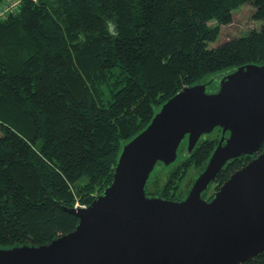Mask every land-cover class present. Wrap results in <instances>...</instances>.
Listing matches in <instances>:
<instances>
[{"label": "trees", "instance_id": "obj_1", "mask_svg": "<svg viewBox=\"0 0 264 264\" xmlns=\"http://www.w3.org/2000/svg\"><path fill=\"white\" fill-rule=\"evenodd\" d=\"M20 1L0 19L2 248L73 231L78 219L69 210L77 201L88 206L112 182L123 145L166 101L264 63V0ZM241 6L253 8L259 28L212 47ZM216 88L213 81L207 90ZM219 137L215 129L180 161L157 164L164 183L151 193L155 175L146 195L184 198L182 180L202 172ZM263 150L264 142L254 156L230 160L215 189ZM241 264H264V251Z\"/></svg>", "mask_w": 264, "mask_h": 264}, {"label": "water", "instance_id": "obj_2", "mask_svg": "<svg viewBox=\"0 0 264 264\" xmlns=\"http://www.w3.org/2000/svg\"><path fill=\"white\" fill-rule=\"evenodd\" d=\"M216 81L217 88L208 91ZM220 130L204 169L179 201L146 195L157 164L190 153ZM264 142V63L237 67L182 88L149 125L123 145L112 182L75 229L40 246L0 247V264H241L264 251V150L202 197L233 159Z\"/></svg>", "mask_w": 264, "mask_h": 264}, {"label": "rangeland", "instance_id": "obj_3", "mask_svg": "<svg viewBox=\"0 0 264 264\" xmlns=\"http://www.w3.org/2000/svg\"><path fill=\"white\" fill-rule=\"evenodd\" d=\"M252 15H253V8L249 6L248 7L241 6L240 8L234 10L233 15H232L233 16L232 22L228 25L220 26L219 36L215 42L211 43V46L215 47L228 40L238 38L239 36L243 35L248 30L258 29L260 26V23L253 20ZM214 24L215 22H211V25H214ZM213 136L214 135H212L211 138ZM186 144H187V139L185 142H181L178 148V151H177V158H176L177 162L180 161L181 158L185 156L184 149H185ZM180 147H182L181 150H180ZM157 172L158 171H157V165H156L149 180H151L152 177H155ZM156 176L157 177L154 178V183L151 186V190H152L151 193L155 192L157 189H161L160 185L164 183V176H158V175ZM194 179H195L194 173H189V175H187L185 179L182 180L181 185L178 188V192L182 193V195L183 194L186 195ZM212 182L209 185V193H208L209 195H211L216 188V184L215 183L212 184ZM75 203H80V202L77 201Z\"/></svg>", "mask_w": 264, "mask_h": 264}, {"label": "built area", "instance_id": "obj_4", "mask_svg": "<svg viewBox=\"0 0 264 264\" xmlns=\"http://www.w3.org/2000/svg\"><path fill=\"white\" fill-rule=\"evenodd\" d=\"M20 0H1L0 2V19L5 18L9 14H14L19 10ZM75 208H87V205L75 203Z\"/></svg>", "mask_w": 264, "mask_h": 264}, {"label": "flooded vegetation", "instance_id": "obj_5", "mask_svg": "<svg viewBox=\"0 0 264 264\" xmlns=\"http://www.w3.org/2000/svg\"><path fill=\"white\" fill-rule=\"evenodd\" d=\"M214 132V131H213ZM217 191V189H215L214 191H213V193L211 194V195H209L208 193H209V189H208V191L205 193V194H203V198L205 199V200H209L212 196H213V194L215 193Z\"/></svg>", "mask_w": 264, "mask_h": 264}]
</instances>
